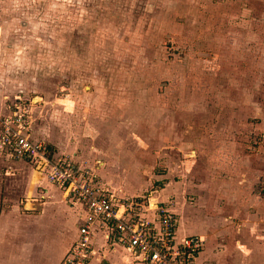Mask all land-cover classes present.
Masks as SVG:
<instances>
[{"label":"rangeland","instance_id":"rangeland-1","mask_svg":"<svg viewBox=\"0 0 264 264\" xmlns=\"http://www.w3.org/2000/svg\"><path fill=\"white\" fill-rule=\"evenodd\" d=\"M18 99L31 136L171 202L210 256L214 178L264 196V0H0V113Z\"/></svg>","mask_w":264,"mask_h":264},{"label":"crops","instance_id":"crops-1","mask_svg":"<svg viewBox=\"0 0 264 264\" xmlns=\"http://www.w3.org/2000/svg\"><path fill=\"white\" fill-rule=\"evenodd\" d=\"M258 177L253 172L241 179L214 178L211 255L205 241L200 264H264V196L251 187ZM216 185L223 189L216 191ZM57 186L23 161L0 159V202L4 195L21 198V205H0V246H10L12 253H0V264L61 263L77 238L82 212ZM177 235H186L179 226ZM92 245L87 264H141L130 249L111 244L101 229L94 232Z\"/></svg>","mask_w":264,"mask_h":264},{"label":"built area","instance_id":"built-area-1","mask_svg":"<svg viewBox=\"0 0 264 264\" xmlns=\"http://www.w3.org/2000/svg\"><path fill=\"white\" fill-rule=\"evenodd\" d=\"M12 103L7 113H0V159L31 165L65 189L70 203L82 212L77 238L60 264H87L98 229L111 244L130 249L141 264H200L205 239L197 234L178 238L171 202L118 196L98 181L91 166L56 156L46 141L31 136L27 110L19 99Z\"/></svg>","mask_w":264,"mask_h":264},{"label":"water","instance_id":"water-1","mask_svg":"<svg viewBox=\"0 0 264 264\" xmlns=\"http://www.w3.org/2000/svg\"><path fill=\"white\" fill-rule=\"evenodd\" d=\"M34 99H36V97H35ZM26 204L28 205V203H27V202H26Z\"/></svg>","mask_w":264,"mask_h":264},{"label":"bare ground","instance_id":"bare-ground-1","mask_svg":"<svg viewBox=\"0 0 264 264\" xmlns=\"http://www.w3.org/2000/svg\"><path fill=\"white\" fill-rule=\"evenodd\" d=\"M56 186V185H55ZM58 187V186H57ZM59 188H61V187H59Z\"/></svg>","mask_w":264,"mask_h":264},{"label":"trees","instance_id":"trees-1","mask_svg":"<svg viewBox=\"0 0 264 264\" xmlns=\"http://www.w3.org/2000/svg\"><path fill=\"white\" fill-rule=\"evenodd\" d=\"M37 100H39V99H37Z\"/></svg>","mask_w":264,"mask_h":264}]
</instances>
